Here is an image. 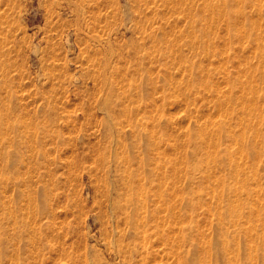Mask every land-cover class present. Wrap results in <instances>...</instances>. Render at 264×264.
<instances>
[{"label":"rangeland","instance_id":"1","mask_svg":"<svg viewBox=\"0 0 264 264\" xmlns=\"http://www.w3.org/2000/svg\"><path fill=\"white\" fill-rule=\"evenodd\" d=\"M211 1L0 0V264H264V0Z\"/></svg>","mask_w":264,"mask_h":264},{"label":"bare ground","instance_id":"2","mask_svg":"<svg viewBox=\"0 0 264 264\" xmlns=\"http://www.w3.org/2000/svg\"><path fill=\"white\" fill-rule=\"evenodd\" d=\"M209 0H205V4H204V11L206 12V14H209V16H210V18H208L207 19V23H206V25H205V27H202V35H207L209 32H210V30H211V27H212V25L214 24L215 25V23L217 22V20L219 19V18H221L222 16H224L225 15V19H226V15H228V13H222V11H221V9H220V5L218 4V3H214V2H212L211 0H210V3H206V2H208ZM261 1V0H260ZM227 2H229L228 0H224L223 1V4H222V6H224ZM251 6V5H250ZM193 8V7H192ZM259 9V8H258ZM93 25V24H92ZM257 26V25H256ZM260 39H259V37H257L256 38V46L258 47V50H257V57H258V59H259V63H260V66L262 67L260 70H258V71H254V72H251V74H250V79L252 80L251 81V84H249L250 82H248V84H247V86H244L243 88H244V90L246 89V91H247V94H249L250 96H252V97H254V94H256V92H258V87H257V85H256V75H257V79L260 81V82H262V81H264V52H262V41L260 42ZM252 49V48H251ZM242 69H244V68H242ZM257 69H259V66H257V68H256V70ZM241 72H243V70L241 71ZM224 76H225V74H224ZM224 79H225V77H224ZM224 82H225V80H224ZM241 83V82H240ZM240 85V84H239ZM231 88H233V87H231ZM220 89V88H219ZM219 89H218V92H219ZM216 90V89H215ZM217 91V90H216ZM222 91V90H221ZM240 91V90H239ZM245 92V91H244ZM223 93V92H222ZM227 96V99H228V101H231V99L232 98H235V99H238L239 97H236L235 95H236V91L235 90H231L230 89V91H228L227 93H224L222 96ZM215 96V95H214ZM220 96V95H219ZM250 99V98H249ZM218 100V99H217ZM240 100V99H239ZM224 101V100H223ZM250 101H252L251 99H250ZM240 102V101H239ZM253 102V101H252ZM252 104L253 103H251V102H246L245 100H243L241 103H240V111H238L239 112V114H244L245 116H243L242 118H240V123H239V125L240 126H243V127H247L248 125H249V117L251 116V112H253V110H254V108H253V106H252ZM217 105H218V103H217ZM218 107V106H217ZM9 108V107H8ZM5 110H9V109H5ZM4 110V111H5ZM222 110V109H221ZM218 111V110H217ZM10 111H8V113H9ZM216 112V111H215ZM5 113V112H4ZM4 113H2V112H0V136H3V138H4V142H6L5 144H7V145H9V144H12L14 141L16 142V141H18L17 139H16V137H17V135H19V137L21 138V129H23V127H24V130H25V126H21L22 128L20 129L19 127V124H18V122H16V121H18V120H16L15 122L13 121V123H10V124H8L9 123V121H8V123H7V120H13L12 119V117H11V119H10V115H8V113L6 114H4ZM218 113V112H217ZM216 113V114H217ZM11 114V113H10ZM218 115V114H217ZM238 116V115H237ZM8 117H9V119H8ZM216 117V116H215ZM7 119V120H6ZM19 119V118H18ZM3 121H5L6 122V124H4V122ZM12 122V121H11ZM211 122V121H210ZM222 122V121H221ZM21 123V122H20ZM23 123V125H25V123L26 122H22ZM22 123H21V125H22ZM224 123V122H223ZM27 124V123H26ZM215 124V123H214ZM30 124H27V126H29ZM32 125V124H31ZM207 125V124H206ZM33 127V126H32ZM32 127L30 128V129H32ZM198 127V126H197ZM28 128V127H27ZM17 129H19L18 131H17ZM205 129V128H204ZM210 129V128H209ZM6 130H11L13 133H14V136H4L5 135V133H6ZM199 130V129H198ZM197 130V131H198ZM10 131V132H11ZM17 131V132H16ZM26 131L27 130H25V133H26ZM33 130H31V132H32ZM213 131V130H212ZM256 131V130H255ZM10 132H8L9 133V135H10ZM31 132H27V134H22V135H24V137H25V139H26V137L30 140V138L28 137V136H26V135H28L29 133L31 134ZM231 133V132H230ZM243 133H245V132H243ZM12 134V133H11ZM34 134V137H35V133H33ZM202 134V133H201ZM8 135V134H7ZM241 135V134H240ZM256 135V134H255ZM32 136V135H31ZM30 136V137H31ZM202 136V135H201ZM33 137V136H32ZM33 137V138H34ZM37 137V136H36ZM230 138L232 139V141H238V142H242V141H244L243 140V138H240V139H238V138H236V137H234V135H231L230 136ZM1 139V138H0ZM37 139V138H36ZM55 139V138H54ZM20 140H24V139H20ZM20 140H19V142H20ZM2 141V140H1ZM25 141V140H24ZM26 141L28 142V140L26 139ZM25 141V142H26ZM30 141H32V140H30ZM2 143H3V141H2ZM22 143H24V142H22ZM36 143V141L34 142V144ZM230 143V142H229ZM235 143V142H234ZM19 144H21V143H19ZM245 143H243V145L241 146V148L239 149V153H240V155L241 156H245V157H249V156H251V154H258V150H256L255 149V146H254V144H251V147L250 148H252V152L250 151V148H249V151L247 150V147L244 145ZM3 145V144H2ZM7 145H6V147H7ZM12 145H14V144H12ZM18 145V144H17ZM31 145H32V143H31ZM215 145V144H214ZM230 145V144H229ZM15 146V145H14ZM19 146V145H18ZM18 146H17V148H18ZM1 147V146H0ZM5 147V146H4ZM8 147H11V146H8ZM28 147H30V146H28ZM206 147V146H205ZM12 148H13V146H12ZM35 148V147H34ZM229 148V147H228ZM3 149V148H2ZM6 149V148H5ZM23 149H24V147H23ZM30 149V148H29ZM204 149H206V148H204ZM7 150V149H6ZM11 150V149H10ZM13 151H15V147H14V149H12ZM20 150H22V149H20ZM25 150H26V148H25ZM32 150V149H31ZM5 151V150H4ZM13 151L11 152V151H9L8 152V150L6 151L9 155H11V154H13ZM17 151H18V149H17ZM31 152V151H30ZM33 152V151H32ZM206 152V151H205ZM238 152V151H237ZM17 152L15 151V155H18V154H21V153H19V151H18V154H16ZM30 154V153H29ZM214 154V153H213ZM234 154L235 153H233V151H231V150H228L227 151V153H226V159H227V161H225V166H223V167H226L227 169H228V171L232 174V175H234V177H236V176H238V175H240V172H241V170H240V166H239V164L237 163V161H235V157H234ZM7 155V154H6ZM23 155V154H22ZM21 155V156H22ZM33 155V154H32ZM13 156V155H12ZM19 156V158H20V155H18ZM35 156V155H34ZM33 156V157H34ZM2 157V156H1ZM0 157V158H1ZM7 157H9L8 155H7ZM30 157V156H29ZM32 157V156H31ZM30 157V158H31ZM32 157V158H33ZM28 158V157H27ZM30 158H28V159H30ZM32 158H31V160H32ZM35 158V157H34ZM239 158V157H238ZM257 158V157H256ZM2 159H3V157H2ZM1 159V160H2ZM9 159H11V158H9ZM21 159H22V157H21ZM4 160V159H3ZM20 161V160H19ZM6 162V161H5ZM8 163H6V165H7ZM244 164V163H243ZM243 164H242V166H243ZM256 165V164H255ZM8 166H6V168H7ZM128 167V166H127ZM255 167V166H254ZM254 167L252 166L251 168H253L254 169ZM242 169V168H241ZM16 170V169H15ZM243 170V169H242ZM252 170V169H251ZM250 170V171H251ZM17 171V170H16ZM15 171V172H16ZM246 171V170H245ZM18 172V171H17ZM253 172H251V174H252ZM254 175V174H253ZM258 175V174H257ZM213 177V176H212ZM214 178V177H213ZM235 180H236V178H235ZM213 181V180H212ZM226 181H225V179H223V180H220V182H219V184L221 185L220 186V188L217 190L218 192L217 193H215L214 195L216 196V195H218L219 197H220V199H218V201L219 202H216L215 203V205H213L214 207H215V209H216V211H217V206H219V205H223V207H225V210H224V212H217L218 214H217V219L219 220V219H221V218H224V216L225 215H227L228 214V216H232V218L234 219V220H230V222L234 225V226H237V224H238V222H239V216H240V214H239V216L238 215H236V207H237V204L236 205H230L229 204V202L227 201V200H229V198H230V196H233V198H234V196H237V194H241L240 192H244L245 194H248V187H247V185H246V182H244L243 183V185H242V188H240L239 187V184H238V187H239V189L238 188H236V187H231V186H229V183H225ZM235 182V181H234ZM218 187V186H217ZM211 188V187H210ZM211 190H212V188H211ZM215 191V190H214ZM240 191V192H239ZM254 191V190H253ZM158 193V192H157ZM207 194V193H206ZM254 194V193H253ZM251 195V194H250ZM253 196V195H252ZM255 196V195H254ZM211 197V196H210ZM217 197V196H216ZM218 197V198H219ZM257 200L259 201V199L257 198ZM238 201V200H237ZM239 202V201H238ZM252 203H254V201L252 202ZM255 204V203H254ZM260 204H262V203H260ZM208 205V204H207ZM256 205V204H255ZM255 205H254V207H255ZM214 207H212V209H214ZM220 207V206H219ZM254 209H256V208H254ZM252 212V211H251ZM253 213V212H252ZM211 214V213H210ZM256 214V213H255ZM253 216V215H252ZM248 218H251V217H248ZM253 218V217H252ZM255 219H256V217H255ZM254 219V220H255ZM261 221H264V219H261ZM245 222V221H244ZM254 222H256V221H254ZM262 223V222H261ZM252 224V223H251ZM262 224H264V223H262ZM181 225V224H180ZM253 226V225H252ZM226 227V226H225ZM247 227H249V226H247ZM254 227V226H253ZM228 228V227H227ZM221 229V228H220ZM224 231V230H223ZM227 231V230H226ZM238 231V230H237ZM179 232V231H178ZM241 232V231H240ZM245 232V231H244ZM221 233V232H220ZM248 233V232H247ZM250 234V233H249ZM218 236V235H217ZM246 236V235H245ZM246 237H248V236H246ZM249 238V237H248ZM233 239H236V238H233ZM212 240H213V238H212ZM211 240V241H212ZM246 240H247V238H246ZM222 241V240H221ZM247 241H249V240H247ZM217 242V241H216ZM178 244V243H177ZM212 244V243H211ZM236 246H237V244H235ZM235 246V247H236ZM224 248V244L222 245V249ZM248 249V248H247ZM236 250H237V247H236ZM252 251H254V250H252ZM140 252V251H139ZM159 252V251H158ZM141 253V252H140ZM217 253V252H216ZM210 254V253H209ZM218 254V253H217ZM251 254V253H250ZM249 254V255H250ZM208 256V255H207ZM232 256V255H231ZM181 257V256H180ZM233 257V256H232ZM175 258V257H174ZM188 258H189V256H188ZM209 258V257H208ZM217 258V257H216ZM186 259H187V257H186ZM218 259H219V256H218ZM233 259H234V257H233ZM251 259V258H250ZM180 260H181V258H180ZM229 260V259H228ZM251 261V260H250ZM236 262V261H235ZM233 263V262H232ZM202 264V263H201Z\"/></svg>","mask_w":264,"mask_h":264}]
</instances>
